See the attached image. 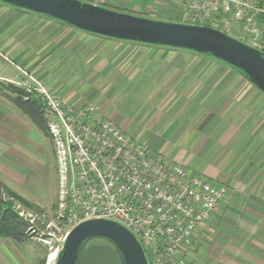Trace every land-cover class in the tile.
I'll use <instances>...</instances> for the list:
<instances>
[{
	"label": "crops",
	"instance_id": "0c3cea01",
	"mask_svg": "<svg viewBox=\"0 0 264 264\" xmlns=\"http://www.w3.org/2000/svg\"><path fill=\"white\" fill-rule=\"evenodd\" d=\"M87 1L165 21L166 12L180 7L179 0ZM16 66L61 78L52 83L60 94L88 86V98L134 142L229 189L212 219L198 227L186 264H264V94L243 77L205 56L100 37L0 2V74L13 78ZM66 71L75 82L64 83ZM2 83L0 181L22 190L56 158L54 145ZM62 98L73 106L87 101ZM14 242L0 236V264H15ZM79 264L122 262L110 242L96 238Z\"/></svg>",
	"mask_w": 264,
	"mask_h": 264
},
{
	"label": "built area",
	"instance_id": "2783aa9c",
	"mask_svg": "<svg viewBox=\"0 0 264 264\" xmlns=\"http://www.w3.org/2000/svg\"><path fill=\"white\" fill-rule=\"evenodd\" d=\"M179 1L186 23L215 28L264 52V0ZM15 85L38 98L48 114L58 164L56 225L33 239L50 246L56 231H64V241L80 222L106 218L138 238L149 264H186L198 227L212 219L229 189L156 157L91 106H70L36 81Z\"/></svg>",
	"mask_w": 264,
	"mask_h": 264
},
{
	"label": "water",
	"instance_id": "95a60500",
	"mask_svg": "<svg viewBox=\"0 0 264 264\" xmlns=\"http://www.w3.org/2000/svg\"><path fill=\"white\" fill-rule=\"evenodd\" d=\"M0 2L100 37L208 57L234 70L264 94V52L215 28L118 12L80 0ZM100 237L115 244L125 264H149L138 238L121 223L106 218L88 219L74 226L55 264H77L83 243Z\"/></svg>",
	"mask_w": 264,
	"mask_h": 264
},
{
	"label": "rangeland",
	"instance_id": "374dc122",
	"mask_svg": "<svg viewBox=\"0 0 264 264\" xmlns=\"http://www.w3.org/2000/svg\"><path fill=\"white\" fill-rule=\"evenodd\" d=\"M80 1L88 2L87 0H80ZM111 9L118 11V12H122V10L120 9L119 10H117L116 8H111ZM149 14H151V12ZM136 15L148 17L147 16L148 14L147 15L136 14ZM154 15L161 16V14L158 12H156V14ZM151 17H154V16H151ZM164 18L166 19V21H169V22L186 23L185 22L186 17L181 12H178V11L176 13L166 12ZM73 74H74L73 71H66L63 76L64 83H67L71 80L75 82L76 81L75 79H71ZM21 81L39 82L48 92L61 98L62 101H63L62 97H65V98L68 97L71 101H76V100L80 101L83 99H87V101H80L81 104H79L78 106H75V105L73 106V103L71 104L65 101L64 102L75 108H81L83 106L85 107L88 105V106L95 108V112H94L95 114H98V115L104 114L103 111L99 108V106H97L96 104L97 102H94L93 100L91 101V99L88 98L89 97L88 95H90L88 86L86 87V90H85V87H83V85H79L78 88H76V91L71 95L69 94L68 96L69 92H65L64 94L63 93L60 94V92H58L59 90L58 84L56 85L55 83L54 85H52V83H54L55 81L56 82L59 81L61 83L62 79L59 77H58V80L55 79V81L49 78H43L37 75V72L24 70L20 66H16V71L14 72L13 78H6L0 74V83L3 82L2 84L4 87V91L11 95L13 94L11 91L8 90L7 85L8 84H18ZM87 91L88 93H86ZM101 116L106 120L108 119L104 117L103 115ZM37 125L39 126L38 122H37ZM56 165L58 166L57 159L55 157L50 158V166H52V168L50 166H49L50 168L48 167L49 169L43 168L39 170L37 173L29 176L28 181L26 185L23 186L22 190L16 189L11 185L6 184L5 187L7 191H5L2 196L3 200L10 205L11 209L13 210V212H15V214H17L21 218H24L26 221L30 222V220H32L31 221L32 223L30 222V225L34 226L35 229L40 233L42 231L47 233L46 226L49 223L52 224L53 226L56 225L55 224V214L57 213V199H58V189H59V175H58V171H56L55 169ZM229 194H231L230 191H229ZM13 195L15 196V198L12 197ZM16 196L22 197L23 202L25 204L22 203L19 199H17ZM37 200L39 202L42 201V203H46L47 205L33 203V201H37ZM54 203H56V205L52 206ZM63 236H64V231H61V230L56 231V236L52 240L53 242L50 241L52 242L50 246H45L42 243L33 241L31 239H28L21 243L14 242V245L11 249L12 250L11 258L14 259L15 264H36V261H35L37 260L36 258H39L43 254L45 255L47 253L44 259V264H47V259H48L49 254L55 252L57 248L61 250L62 244H63V241H62ZM45 238L49 240L52 239L47 234L45 235ZM52 264H55V263H52ZM200 264H221V263H215V262L211 263V262L205 261L204 263H200ZM222 264H236V263H222Z\"/></svg>",
	"mask_w": 264,
	"mask_h": 264
},
{
	"label": "trees",
	"instance_id": "16d2710c",
	"mask_svg": "<svg viewBox=\"0 0 264 264\" xmlns=\"http://www.w3.org/2000/svg\"><path fill=\"white\" fill-rule=\"evenodd\" d=\"M7 86V88L15 95L17 101L20 102L22 108L27 113L31 114L35 118V120H37L43 133L49 136L46 111L42 107L40 100L36 97H28L25 92L15 84H8ZM5 191H7V189L5 185L0 181V236L12 239L15 242L19 243L24 242L28 239H33L34 237L38 236L40 232H38L32 225H30L29 221H26L24 218H21L17 214H15V212H13V210L11 209L10 205L3 200L2 196ZM12 197L15 198L14 195ZM16 198L19 199L22 203H24L22 197L16 196ZM93 239L85 241L81 246L77 264H79L80 262L83 248L89 241ZM97 239H104L110 242L116 248L122 264H125L119 250L117 249L114 243L102 237ZM40 264H44V260H42Z\"/></svg>",
	"mask_w": 264,
	"mask_h": 264
},
{
	"label": "bare ground",
	"instance_id": "6f19581e",
	"mask_svg": "<svg viewBox=\"0 0 264 264\" xmlns=\"http://www.w3.org/2000/svg\"><path fill=\"white\" fill-rule=\"evenodd\" d=\"M55 256H56V253H54V254L52 255L51 262L53 261V259L55 258Z\"/></svg>",
	"mask_w": 264,
	"mask_h": 264
}]
</instances>
